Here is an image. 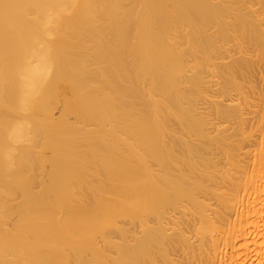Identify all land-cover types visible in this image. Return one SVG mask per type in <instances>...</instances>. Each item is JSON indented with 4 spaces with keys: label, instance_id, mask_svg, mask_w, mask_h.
I'll use <instances>...</instances> for the list:
<instances>
[{
    "label": "bare ground",
    "instance_id": "1",
    "mask_svg": "<svg viewBox=\"0 0 264 264\" xmlns=\"http://www.w3.org/2000/svg\"><path fill=\"white\" fill-rule=\"evenodd\" d=\"M0 264H264V0H0Z\"/></svg>",
    "mask_w": 264,
    "mask_h": 264
}]
</instances>
